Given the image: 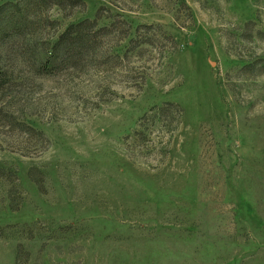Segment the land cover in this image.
Masks as SVG:
<instances>
[{"label":"rangeland","instance_id":"obj_1","mask_svg":"<svg viewBox=\"0 0 264 264\" xmlns=\"http://www.w3.org/2000/svg\"><path fill=\"white\" fill-rule=\"evenodd\" d=\"M72 4L2 55L0 264H264V0ZM85 18L117 21L113 55L124 22L150 41L38 74L33 51ZM166 102L179 124L141 126Z\"/></svg>","mask_w":264,"mask_h":264},{"label":"trees","instance_id":"obj_2","mask_svg":"<svg viewBox=\"0 0 264 264\" xmlns=\"http://www.w3.org/2000/svg\"><path fill=\"white\" fill-rule=\"evenodd\" d=\"M64 1L66 0H19L9 1L0 6V91L6 87L14 76V73L11 72L12 67L7 63L11 59L9 54L7 53L5 58L2 57L5 54L4 51H8V47L12 44L16 47L19 46L20 43L16 45V42L22 37L25 38L24 45L36 44L39 46L41 42L40 34L42 35V29L47 27V23L60 25L58 20H53L48 14L49 10L56 6L62 7ZM68 1H72L74 3L72 5L75 6V2L79 0ZM45 11L48 13H45ZM124 23L127 27L124 29L122 37L126 38L127 43L122 48L123 50L115 55L111 54L107 47L112 44L114 34L120 31L117 21L102 27L99 26L97 20L90 18L69 24L66 29L58 31L54 42L45 40V44H43L45 56L42 55L39 59L38 56L35 57L38 52L33 51L34 70L38 74H46L59 67L62 68L66 64L73 67L90 63L101 65L107 64L112 59H116V65L119 63L118 66L123 67L125 59L128 61L138 49L140 50L143 45L150 41L140 40L134 35L131 36L132 25L127 22ZM173 43H175L174 48L166 50V52L173 51L177 47V42ZM36 50L38 51V47ZM131 63L132 61H130ZM130 72V70H127V74ZM173 110L174 114L171 113ZM152 111H154L152 115L145 114L143 116L141 126L146 128L151 118H160L163 120L164 126L171 129L174 121L179 124L183 112L179 104L172 102L157 106ZM145 133L146 130H137L136 137L146 142Z\"/></svg>","mask_w":264,"mask_h":264}]
</instances>
